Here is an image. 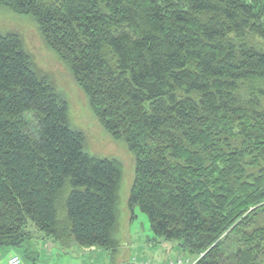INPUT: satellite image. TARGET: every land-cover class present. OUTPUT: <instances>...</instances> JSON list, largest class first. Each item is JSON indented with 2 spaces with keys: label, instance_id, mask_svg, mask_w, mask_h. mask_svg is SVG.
I'll return each instance as SVG.
<instances>
[{
  "label": "trees",
  "instance_id": "1",
  "mask_svg": "<svg viewBox=\"0 0 264 264\" xmlns=\"http://www.w3.org/2000/svg\"><path fill=\"white\" fill-rule=\"evenodd\" d=\"M31 15L136 157L129 207L186 264H264V0H0ZM20 34L0 33V252L30 226L118 252L119 160L93 157ZM28 264V263H27Z\"/></svg>",
  "mask_w": 264,
  "mask_h": 264
},
{
  "label": "rangeland",
  "instance_id": "2",
  "mask_svg": "<svg viewBox=\"0 0 264 264\" xmlns=\"http://www.w3.org/2000/svg\"><path fill=\"white\" fill-rule=\"evenodd\" d=\"M0 33L20 34L26 50L32 57L33 65L38 74L46 76L52 85L59 90L69 104L70 123L72 126L83 131L86 135V151L99 158H111L119 160L123 168V181L119 189V210L121 222L128 221L129 241L132 246L127 249L120 246L118 252L106 250L101 247L83 248L77 243L68 251L60 250L58 245L49 246V240L45 233L36 229L32 224L33 238L25 244L29 258L25 257L28 264H131L133 256L140 258L161 259L158 250L164 254L175 256L174 260L184 257L178 247V241L157 242L153 235L148 215L141 211L139 206L134 209L129 207L131 187L135 181L136 157L129 149L125 139L115 138L100 123L90 106V100L84 89L74 78L71 67L66 64L47 43L41 33L38 22L30 15L16 13L9 7H0ZM154 246V247H152ZM8 247L1 253L8 255ZM14 254L24 256V247L12 249ZM108 253V254H107ZM12 254V255H14ZM194 260V257H191ZM187 261V260H186ZM4 262V261H3ZM186 264V263H185Z\"/></svg>",
  "mask_w": 264,
  "mask_h": 264
},
{
  "label": "crops",
  "instance_id": "3",
  "mask_svg": "<svg viewBox=\"0 0 264 264\" xmlns=\"http://www.w3.org/2000/svg\"><path fill=\"white\" fill-rule=\"evenodd\" d=\"M120 230H119V232H118V238H119V240H120V242H121V246H125L127 249H130L129 247L130 246H132V242H131V240L129 241V225H128V221L126 222V223H122L121 222V219H120ZM47 239L49 240V246L51 247V246H53L54 244L55 245H58L59 246V249L60 250H65V251H68L69 249H71L73 246H74V244H76V242H74L71 246H69V247H65V246H61L57 241H55L54 239H50V238H48L47 237ZM152 247H154V246H152ZM91 249H94V248H91ZM155 250H158V254H159V257H161V258H163L162 259V261H160L161 259H157V258H152V256L151 257H149V258H146L145 256L143 257H139L138 255L137 256H133L132 257V263L131 264H133V262L134 261H136L137 263L138 262H141V261H144V259H151V260H156V261H159V262H161V263H167V262H169V261H171V260H173L174 258H175V256L177 255H175L174 257L173 256H171V255H168V253L167 254H164V252H162V251H160L159 249H155ZM11 252H13L12 250H10V252H9V254L8 255H4V253H1L0 252V264H8V261H9V258L12 256V254H14V253H11ZM108 254V253H107ZM179 255H181L180 253H179ZM184 257V256H183ZM185 258V260H187V261H193V259L190 257H184ZM4 261V262H3ZM120 263V261H118V260H116V262H115V264H119ZM186 262H184L183 264H185Z\"/></svg>",
  "mask_w": 264,
  "mask_h": 264
},
{
  "label": "built area",
  "instance_id": "4",
  "mask_svg": "<svg viewBox=\"0 0 264 264\" xmlns=\"http://www.w3.org/2000/svg\"><path fill=\"white\" fill-rule=\"evenodd\" d=\"M184 261L182 258L178 259V260H171L167 263H161L159 261H154V260H151V259H144V261H141V262H136L134 261L133 264H183ZM8 264H26L24 262V260L22 259L21 255L20 254H14L12 255L10 258H9V261H8Z\"/></svg>",
  "mask_w": 264,
  "mask_h": 264
}]
</instances>
